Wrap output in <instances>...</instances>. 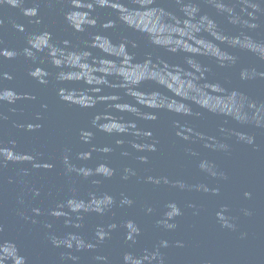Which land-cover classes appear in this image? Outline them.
<instances>
[{
  "label": "water",
  "instance_id": "95a60500",
  "mask_svg": "<svg viewBox=\"0 0 264 264\" xmlns=\"http://www.w3.org/2000/svg\"><path fill=\"white\" fill-rule=\"evenodd\" d=\"M0 225V264H264V0L0 2Z\"/></svg>",
  "mask_w": 264,
  "mask_h": 264
},
{
  "label": "clouds",
  "instance_id": "9594fccd",
  "mask_svg": "<svg viewBox=\"0 0 264 264\" xmlns=\"http://www.w3.org/2000/svg\"><path fill=\"white\" fill-rule=\"evenodd\" d=\"M0 2H3V0H0ZM9 3H11L13 6L16 5L17 3V0H8ZM101 2H103V0H101ZM28 14H32V15H35V11L34 10H25V15H28ZM249 15H251V13H249ZM245 24H248L247 21H244ZM249 27H252L254 28L255 25L252 24V25H249ZM22 30V29H21ZM27 51V50H26ZM9 96H11V93H8ZM86 135V133L83 134V138L84 136ZM146 135H151V133H146ZM242 139H246L248 143H252V138L251 137H247V138H244L242 137ZM220 147H226L225 145H221ZM126 154V153H125ZM82 158H86L85 154H81ZM7 159L9 161H16L19 159V156L17 157H13L11 154L8 155ZM66 162H67V158H65ZM6 164V163H5ZM200 167L202 169H205L207 171H210L211 174L213 176L216 175V173L214 171H212V167L207 163V162H204L200 165ZM77 171H80V172H83V174L85 176H88L89 175V171L90 170H86V169H77ZM126 178V177H125ZM180 187L183 188L185 187L184 184H180ZM203 188L204 191H208L207 187L205 186H201ZM246 195H250V193H246ZM122 203H129L131 204V201H127V200H123ZM68 204L71 205L72 204V201L69 200L68 201ZM169 208L170 209H174L175 210V213H174V216L172 213L168 212L167 213V217L168 219H172L178 215H181V210L180 208L175 204V203H172L169 205ZM34 211L37 212V214H39V210L38 209H35ZM149 211H151V209H149ZM55 214V213H53ZM246 215H251L250 212L246 211L245 212ZM219 218L221 221H223V224L225 227H229V228H235V225L234 224H231L229 223V219L227 217H225L222 213H219L218 214ZM160 223L163 224V226L167 229H175L177 227V225L175 223H168L167 220H164V221H161ZM48 227L50 228L51 225H48ZM3 226L0 225V232H3ZM139 233V232H138ZM137 233V234H138ZM128 239L130 240H133V238L131 236L128 237ZM73 241L76 242V246L80 249H83V248H92L94 247V245H91V244H85L83 243L76 235H70L68 239L66 240H60V239H57L56 237H52V242L56 245V246H60L61 244H65L68 248H72L73 247ZM161 247H167V241H163L161 242ZM20 257H22L23 259H26L24 256L20 255ZM73 260L77 259L76 257H71ZM159 258L160 260V264H164V260H163V257L160 255L159 253V249H157V252L154 253L151 257V259L155 260ZM97 259H104V257H97ZM125 261L126 262H129V260L131 259L132 261V264H137V262H139V264H142V260L140 259H135L131 254H127L125 255L124 257ZM145 259H147V257H145ZM16 264H20V260H17L16 261Z\"/></svg>",
  "mask_w": 264,
  "mask_h": 264
}]
</instances>
